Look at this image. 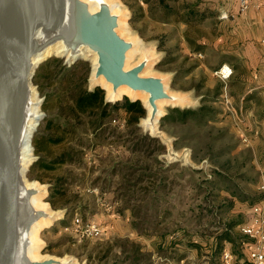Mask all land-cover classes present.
<instances>
[{
  "label": "rangeland",
  "instance_id": "rangeland-1",
  "mask_svg": "<svg viewBox=\"0 0 264 264\" xmlns=\"http://www.w3.org/2000/svg\"><path fill=\"white\" fill-rule=\"evenodd\" d=\"M110 2L124 22V36L139 45L131 65L148 56L147 73L164 78L170 93L184 95L190 102L180 95L186 102L179 105L182 107L164 105L159 130L170 139L171 149L158 138L141 142V136L148 134L141 125L147 115L134 133L122 108L113 113L110 124L101 132L93 134L82 128L70 131L60 116L63 73L56 60L66 64L57 56L44 61L43 75L42 70L37 71L41 76H35L33 85L45 116L32 137L35 161L26 177L47 190L44 203L62 215L40 229L39 257H73L78 264H130V259L134 264H224L221 256L210 261L215 236L227 228L235 237L240 236L238 224L249 219L251 207L262 198L259 183L264 171V127L260 123L264 120V82L249 81L250 67L232 49L234 44L225 42L228 29L217 19L219 1L175 0L170 3L174 11L169 13L155 1ZM195 5L200 16L185 23L187 8ZM220 36H224V43L218 41ZM90 60L67 65L72 73L65 80L73 78L75 84L83 86L86 77V87L92 89ZM223 64L233 69L229 80L215 76ZM227 98L235 109L233 113L227 110ZM201 107L209 112L196 119L189 117L186 124L176 113L167 122L162 121L173 109ZM237 117L242 119L241 128L234 122ZM248 117L254 125L259 122L258 132L245 131L250 142L244 143L242 134ZM252 134L257 136L253 143ZM50 138L62 141L54 144ZM40 142V147H35ZM139 142H146V146H140L134 167L137 171L126 181L128 149ZM71 147L82 150V159L76 157L73 164L50 171L38 164L40 159L47 163ZM58 178H64L65 184L59 188L67 191L51 199V188ZM153 183L157 185L155 193ZM76 217L100 225L102 235L80 238L71 228ZM227 247L235 256H245L241 242L234 247L227 243ZM126 254L130 257L127 263Z\"/></svg>",
  "mask_w": 264,
  "mask_h": 264
},
{
  "label": "water",
  "instance_id": "water-1",
  "mask_svg": "<svg viewBox=\"0 0 264 264\" xmlns=\"http://www.w3.org/2000/svg\"><path fill=\"white\" fill-rule=\"evenodd\" d=\"M119 16L104 1L96 11H91L88 2L83 0H0V264H61L54 256L35 261L29 260L25 254L21 256L22 212L30 211L23 198L38 193L36 189L25 191L21 148L30 92L35 87L33 78L47 59L43 57L48 45L63 40L72 52L78 47L91 50L97 56L94 79L104 77L112 85V96L121 86L148 94L149 118L146 125L143 121L141 125L152 138L161 139L172 148L170 139L162 131L154 129L158 101L172 99L165 88L167 81L156 75H144L150 64L146 55L126 69L127 53L133 43L118 33ZM57 57L66 65L79 60L91 61L81 56L73 59ZM89 83L90 90L100 87L94 85L91 78ZM112 96L105 91L106 102L116 103L123 99H113ZM129 100L140 101L147 115V108L141 100ZM44 116L43 113L38 117L39 122ZM58 213L60 218L62 214ZM47 217L43 210L34 211L26 227Z\"/></svg>",
  "mask_w": 264,
  "mask_h": 264
},
{
  "label": "trees",
  "instance_id": "trees-1",
  "mask_svg": "<svg viewBox=\"0 0 264 264\" xmlns=\"http://www.w3.org/2000/svg\"><path fill=\"white\" fill-rule=\"evenodd\" d=\"M145 4H150L152 1H155L158 7L164 12L169 13L174 11V8L170 5L171 2L175 0H142ZM187 15L183 18V21L185 23H189L194 18L199 17L201 14V11L198 9V6H191V8H187ZM62 70V78L60 80V84L63 86L62 91L63 94L60 97V116L61 119H64V125L67 130L75 131V128H82L81 130H89L93 134L97 132H101L102 130L106 129V127L110 124L112 120L113 113L116 112L118 109L122 108L126 112L127 122L128 125L133 126L135 128V132L139 129L138 124L140 123V120L142 118L146 117V110L144 109L142 103L140 101L132 102L127 97L124 98L123 102H116V103H110L105 101V91L101 89L100 87H96L93 90H89L86 87V77L84 78L83 86L75 84L76 81L73 78H70L65 80L72 72L71 68H68L67 65H63L61 60H56ZM85 63V61H80V64ZM46 65V64H45ZM45 65H41L37 71L45 69ZM35 76L39 77L41 76L39 73L37 75V72ZM65 74L66 77H65ZM34 76V78H35ZM33 78V79H34ZM75 81V83H74ZM209 111L206 107H201L197 110H180V109H173L168 115H166L162 121L167 122L173 113H176L178 116V119L181 123L186 124L189 117H194V119L198 117H203L205 114H207ZM60 123V122H59ZM61 127V124H60ZM141 142L149 140L150 142H155L156 138H152L149 134H145L141 136ZM39 141V140H37ZM36 141V142H37ZM50 141H52L54 144H59L60 141H62L61 138H50ZM137 143L131 146V148L128 149V157L126 166L128 168L129 173L124 175V179L126 181H130L131 177L135 175V172L137 171L134 167H136V163L138 161L137 157L139 155V148L140 146L144 147L146 146V142L144 143ZM41 142L38 144H35V147H40ZM141 150V149H140ZM83 152L82 150H77L75 147H71L70 151H65L61 153L59 156L55 157L54 159L50 160L49 162H45L43 160H39L38 164L43 165L45 170H54L57 166H63L68 163H74V160L76 157H80L82 159ZM118 170L116 169L115 172ZM64 178H58L57 183L54 184L51 188V199L55 196H63L66 194V189L59 188L60 186H63L65 183H63ZM148 191V188H147ZM152 193L157 192V185L153 183L152 187ZM52 206L55 205V203L50 200L49 201ZM66 208V207H65ZM245 222V221H244ZM248 220L245 222L247 223ZM244 223L238 224L239 230L240 227ZM241 233V232H240ZM246 238L240 234V236L235 237L232 232L231 228H227V230L223 231L221 234H218L215 236V242L214 246L212 247L213 250L211 252L210 261L213 259L218 258L219 256H223V253L225 251H228L226 247V244H232L234 247L238 242H241V247L243 241H245ZM141 249L139 247L136 248L137 252H141ZM231 254L234 255V252L231 250ZM235 256V255H234ZM237 256V255H236ZM138 255L137 260H139ZM238 257V256H237ZM130 257L129 254H126V258L124 260L125 263L129 261ZM115 264V263H114ZM118 264V263H117ZM130 264H134L132 259H130Z\"/></svg>",
  "mask_w": 264,
  "mask_h": 264
},
{
  "label": "bare ground",
  "instance_id": "bare-ground-1",
  "mask_svg": "<svg viewBox=\"0 0 264 264\" xmlns=\"http://www.w3.org/2000/svg\"><path fill=\"white\" fill-rule=\"evenodd\" d=\"M84 2H88L89 8L91 11H96L98 9L99 4L104 1L108 3L111 6L112 12L116 15H118L115 6L110 2V0H97L94 2H90L89 0H83ZM119 26H118V33L121 36H124L122 32V26L124 24L122 18L119 16ZM133 47L132 49L127 53V63H126V69L131 68V60L134 58V56L139 53V45L135 41H132ZM50 56H64V58H75L76 56L85 57L88 59L92 58L93 62V69L90 75L91 82L96 86H101L104 88L107 92L108 96H112V85L110 83H107L104 77H100L98 79H94V74L96 71V63H97V56L91 52V50L87 48L78 47V49L75 52H72V50L67 47V45L64 43L63 40H59L54 44L48 45L46 49V55L43 57V59H46ZM148 70L146 69L144 75H147ZM165 88L168 94L171 96L172 99L170 100H161L158 101V113L154 120V129L155 131L159 130V119L163 115L164 112V105L170 104L172 106H179L183 105L185 102L184 98L177 94H172L169 92V88L167 83H165ZM127 96L130 99L139 100L140 98L143 99L144 105L147 108V117L143 120V124L146 125L149 118L150 108L148 105V98L149 95L140 92V91H133L127 86H121L117 89L115 94L112 96L113 99H120L123 96ZM40 104L41 100L38 97V92L35 87L31 88L30 92V98L28 103V108L26 112V126H25V136H24V142L22 145V173H23V179H24V186L25 191L29 189H36L37 194L31 197H24L23 200L29 204L30 211L28 213L22 212V218H21V236L23 240V248L21 249V256L27 255L28 259L31 261L35 260H41L44 258H40L39 256V250L41 247V240L39 238V231L41 228H43L45 225H48L52 222H55L60 214L56 211H54L49 205L44 203L43 198L46 196V190L38 185L35 182H30L28 178L26 177V173L28 171L29 166L34 160L33 156V148H32V137L34 132L37 129V126L39 125L38 117L43 115L42 111L40 110ZM39 122V123H38ZM151 129V128H150ZM37 210H43L48 214L47 218H41L37 220L35 223L31 222V225L29 227L27 226V223L30 222L31 217L33 216V212ZM51 257V256H49ZM48 258V257H45ZM60 260L61 264H78L75 259L73 258H56Z\"/></svg>",
  "mask_w": 264,
  "mask_h": 264
},
{
  "label": "crops",
  "instance_id": "crops-1",
  "mask_svg": "<svg viewBox=\"0 0 264 264\" xmlns=\"http://www.w3.org/2000/svg\"><path fill=\"white\" fill-rule=\"evenodd\" d=\"M219 5L217 8V19L220 25L227 26L228 35L226 32L224 36H227L228 40L225 42L233 43L232 49L239 52V55L243 58L244 64L250 67L249 81L250 82H264V0H254L255 6H251L247 11L242 12L239 8L238 0H217ZM223 14H227V18H222ZM223 36V37H224ZM223 37H218V41L224 43ZM226 38V39H227ZM228 41V42H227ZM230 44V43H229ZM258 83V84H260ZM254 88V87H253ZM264 109V107H263ZM249 117H253V114L247 113ZM248 117L245 120L243 131L258 132V124L254 125L252 119ZM255 117V115H254ZM256 118V117H255ZM247 119V118H246ZM257 119V118H256ZM258 121V120H257ZM235 122V121H234ZM264 127V120L260 123ZM238 127H243L242 119ZM246 133V132H245ZM243 133L242 135H247ZM260 133V132H259ZM242 137V136H241ZM251 142L256 140L255 134L250 135ZM250 142V141H249ZM251 210V209H250ZM251 215L249 214L250 221ZM245 256L239 258L234 256V262H239L247 257V250L242 247ZM227 250L231 252V249L227 247Z\"/></svg>",
  "mask_w": 264,
  "mask_h": 264
},
{
  "label": "built area",
  "instance_id": "built-area-1",
  "mask_svg": "<svg viewBox=\"0 0 264 264\" xmlns=\"http://www.w3.org/2000/svg\"><path fill=\"white\" fill-rule=\"evenodd\" d=\"M253 0H238L240 11L245 12L252 6ZM227 14H223L222 18H227ZM215 76L221 80H229L233 76V69L227 64H223L215 71ZM227 110L231 113L235 109L226 99ZM235 123H241L240 117H237ZM242 141L249 142V137L243 135ZM259 188L262 198L258 203L253 205L250 210V221L244 223L240 227L241 234L246 238L242 245L247 250V257L239 262H234V256L229 251H225L222 256L224 264H264V171L260 174ZM72 230L77 233L80 238H95L103 233V229L96 223H84L82 219L76 217L71 225Z\"/></svg>",
  "mask_w": 264,
  "mask_h": 264
}]
</instances>
